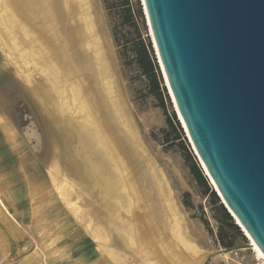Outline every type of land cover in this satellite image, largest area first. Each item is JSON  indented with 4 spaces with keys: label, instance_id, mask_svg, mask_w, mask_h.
<instances>
[{
    "label": "rangeland",
    "instance_id": "obj_1",
    "mask_svg": "<svg viewBox=\"0 0 264 264\" xmlns=\"http://www.w3.org/2000/svg\"><path fill=\"white\" fill-rule=\"evenodd\" d=\"M92 2L122 107L147 160L165 183L183 233L202 253L199 264H263L201 167L178 118L142 0ZM0 30V190L17 220L0 213V264H151L140 247L125 243L88 178L65 162L68 154L75 162L82 160L74 152L77 143L64 139L58 148L62 156L53 154L52 132L59 125L32 92L43 79L6 47ZM56 134L61 138L63 133ZM140 164L148 175L146 164ZM51 166L58 171H52L55 181ZM220 203L245 239L223 227L229 222Z\"/></svg>",
    "mask_w": 264,
    "mask_h": 264
},
{
    "label": "bare ground",
    "instance_id": "obj_2",
    "mask_svg": "<svg viewBox=\"0 0 264 264\" xmlns=\"http://www.w3.org/2000/svg\"><path fill=\"white\" fill-rule=\"evenodd\" d=\"M93 11L92 0H0L2 37L6 47L31 66V73L43 79L32 92L42 99L63 133L59 138L57 128L52 132L53 154L61 155L64 139L77 143L74 152L82 160L75 162L68 154L65 162L73 163L74 170L88 178L103 210L119 225L125 243L140 247L151 264H199L202 253L183 233L165 183L147 160L122 107ZM156 55L164 73L157 51ZM27 77L31 79V74ZM140 162L146 164L148 175ZM201 167L221 196L202 162ZM54 170L51 166L52 176ZM2 197L0 190L1 215L9 214L17 221ZM245 235L264 264V254Z\"/></svg>",
    "mask_w": 264,
    "mask_h": 264
},
{
    "label": "water",
    "instance_id": "obj_3",
    "mask_svg": "<svg viewBox=\"0 0 264 264\" xmlns=\"http://www.w3.org/2000/svg\"><path fill=\"white\" fill-rule=\"evenodd\" d=\"M143 6L196 155L264 254V0Z\"/></svg>",
    "mask_w": 264,
    "mask_h": 264
},
{
    "label": "trees",
    "instance_id": "obj_4",
    "mask_svg": "<svg viewBox=\"0 0 264 264\" xmlns=\"http://www.w3.org/2000/svg\"><path fill=\"white\" fill-rule=\"evenodd\" d=\"M151 46V43H150ZM172 120H174V124L176 125V128L178 130L181 131V127H180V123L178 122L175 113L172 114ZM195 172L197 174V176L202 178V171L200 170V168H197L195 166ZM206 188L209 190L211 189L210 193L212 195V200L218 204L219 203V197L217 196V194L212 190V188L210 187V185H208V183L206 182ZM219 209L223 214L224 220L226 222H229L228 225H223L224 228H227L228 230H231L235 235H237L238 237L245 239L242 231L240 230V228L233 223V218L230 215V213L227 211V209L220 203L219 205ZM223 240V239H222ZM227 247V245H225Z\"/></svg>",
    "mask_w": 264,
    "mask_h": 264
},
{
    "label": "crops",
    "instance_id": "obj_5",
    "mask_svg": "<svg viewBox=\"0 0 264 264\" xmlns=\"http://www.w3.org/2000/svg\"><path fill=\"white\" fill-rule=\"evenodd\" d=\"M4 218H7V217H4Z\"/></svg>",
    "mask_w": 264,
    "mask_h": 264
}]
</instances>
